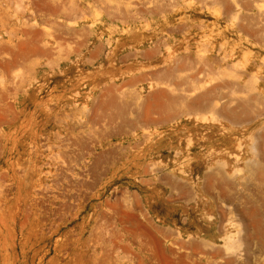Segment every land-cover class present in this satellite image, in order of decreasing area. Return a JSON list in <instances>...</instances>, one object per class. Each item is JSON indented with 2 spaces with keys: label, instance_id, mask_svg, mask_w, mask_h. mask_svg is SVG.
<instances>
[{
  "label": "rangeland",
  "instance_id": "rangeland-1",
  "mask_svg": "<svg viewBox=\"0 0 264 264\" xmlns=\"http://www.w3.org/2000/svg\"><path fill=\"white\" fill-rule=\"evenodd\" d=\"M0 264H264V0H0Z\"/></svg>",
  "mask_w": 264,
  "mask_h": 264
},
{
  "label": "crops",
  "instance_id": "crops-1",
  "mask_svg": "<svg viewBox=\"0 0 264 264\" xmlns=\"http://www.w3.org/2000/svg\"><path fill=\"white\" fill-rule=\"evenodd\" d=\"M38 52H40L41 54H44L43 52L36 50L35 55H38V54H39ZM31 54L33 55V53H31ZM53 61H54V60H53ZM183 195H184L185 198L193 197V196H194V194H192V192H190V191H189V193L186 192V194H183ZM181 228H182V227H181ZM164 235L167 236V232H165ZM175 241L178 243V245H179V243H180V246L183 247V245H182V240L180 241L179 238L176 237V238H175ZM202 246H203L202 243H201V244H198V245L196 246V250H197V248H198V249H201ZM192 248L195 249V246H192ZM214 258H215V257H214ZM219 258H221V257H219ZM219 258H217V259H219ZM180 259H182V256H180Z\"/></svg>",
  "mask_w": 264,
  "mask_h": 264
}]
</instances>
